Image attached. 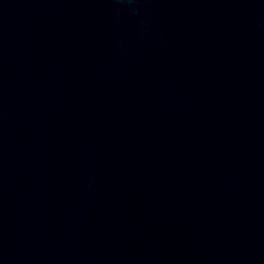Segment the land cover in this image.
Masks as SVG:
<instances>
[{
    "label": "water",
    "instance_id": "1",
    "mask_svg": "<svg viewBox=\"0 0 264 264\" xmlns=\"http://www.w3.org/2000/svg\"><path fill=\"white\" fill-rule=\"evenodd\" d=\"M0 264H264V0H0Z\"/></svg>",
    "mask_w": 264,
    "mask_h": 264
}]
</instances>
